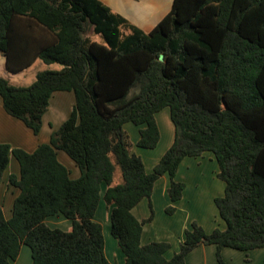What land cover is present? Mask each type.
Here are the masks:
<instances>
[{
  "label": "trees",
  "instance_id": "trees-1",
  "mask_svg": "<svg viewBox=\"0 0 264 264\" xmlns=\"http://www.w3.org/2000/svg\"><path fill=\"white\" fill-rule=\"evenodd\" d=\"M0 53L13 72L37 59L62 65L40 71L29 86L0 76L4 108L36 135L53 94L75 95L48 143L33 152L0 143V184L11 157L20 166L10 176L20 190L10 219L0 204V264H18L23 245L32 264H113L95 220L102 199L124 264H187L192 250L211 244L226 264L224 247H264V0H174L148 32L101 0H0ZM165 107L175 139L148 172L124 126L146 124L138 146L155 148L156 113ZM206 151L226 183L215 204L227 226L209 233L192 221L168 258L169 241L142 243L143 226L155 217V183L169 174L166 212L174 214L186 188L176 179L182 160ZM145 198L151 214L139 220L132 210ZM52 215L70 219L71 230L50 227Z\"/></svg>",
  "mask_w": 264,
  "mask_h": 264
},
{
  "label": "crops",
  "instance_id": "crops-1",
  "mask_svg": "<svg viewBox=\"0 0 264 264\" xmlns=\"http://www.w3.org/2000/svg\"><path fill=\"white\" fill-rule=\"evenodd\" d=\"M101 1L106 5L110 6L114 11L120 13L121 15L129 19L134 24L140 26L142 29H144L147 32L151 31L158 24V22L171 11L174 2V0H101ZM74 104H75V95L73 92L71 91L55 92L50 100L49 110L45 115V119H46V117L49 116L50 113H52L51 119L53 120L54 125L53 127H51L49 132H46L44 130L45 131V132L43 131L44 133L40 132L38 135H36L28 126H26V124L22 120L10 115L6 111L2 99L0 97V143H7L14 148H21L28 152L35 151L41 144L48 143L50 141L52 133L57 129H59L62 123L69 117ZM165 108H169V107H165ZM165 108L164 110L162 109L163 111L161 110L158 113H156V121L158 123L160 129V135H161L160 141L157 146L162 147L163 143L165 142L167 143V146L162 151L159 150V148L157 149L156 148L157 146L155 147L156 149L152 148L154 150L144 149L138 146V141L141 136L140 130L142 128H145L146 124L136 125L133 122H128L124 126L126 131L128 132L130 141L132 143V152L142 157L146 166V170L148 172L153 171L155 165L159 162V160L164 155V153L170 148V146L173 144L175 139V126L171 119L170 108H169L170 115H168L167 113L164 114L166 136L164 135L165 137H163V131L161 125V119L163 118V115L161 119L159 118V116L162 112L166 111ZM172 123L174 126V131L172 130L173 129ZM202 155L198 157H189V156L185 157L180 164L176 179L182 181V178L187 174L188 176H193L197 173L201 175L202 172L204 171L203 168L204 167L206 168V165H202L201 167H199V165L201 164L199 159H201ZM58 158L63 164H65L69 168L73 178H77L81 175L80 169L76 166L74 161L68 157L67 154H64L63 151H59ZM211 159L213 160L212 156H209L210 161H212ZM212 166L214 167V171L212 172L213 173L216 172L217 174L219 171V164L217 167L216 163L213 162ZM7 169L4 172L3 181L0 184V204L3 208L5 217L7 219H10L12 216V208H13L14 200L19 195L20 192V190L17 187H15L10 183V176L12 174H16V175L20 174V166L18 161L15 160L13 157H11ZM170 183H171V179L168 173L162 175L156 181L152 194V202L154 205L155 212L161 208L166 211V208L169 205L173 204L168 194V188L170 186ZM220 183L221 186L220 184H218V188H217V190L219 191L214 190L207 194V192L202 190L199 193L198 197H195V199L199 201L198 205H200L202 208H207V206L212 205V204L210 205L207 204L208 202L209 203L213 202L214 204L215 198L218 196H222L225 192L226 183L224 184H222V182ZM187 191L188 190L186 191L184 190L183 197L179 201L174 203V205L176 206L175 213L178 212L179 208L185 206L184 203L187 199L185 195L187 194ZM208 195H210V198ZM132 212L139 220L148 218L151 214L149 200L147 198L143 199L136 207L133 208ZM200 218H201L200 221H198L197 219H190V220H185L184 222H179L178 225L171 226L170 228H173L176 231L178 235L177 238H175L173 234L170 235V237H168L164 233L158 231L157 228H155L154 226L149 227V225L153 221L148 222L143 226L142 243L147 244L151 241L173 242L176 251H172L171 249L168 250V252L166 253V256L168 258H171L175 254V252L179 250L180 243L184 240L185 237V229L190 227L193 220H197L198 222H200L201 225H203V227L205 226L206 227L205 229L209 233L213 232L216 228H218V226L221 229H224L227 226L226 222L222 218L220 219L221 222L218 223L215 222L205 223L203 221L205 218L204 219L203 217ZM46 223L52 228H61L65 231H69L72 228V221L70 219L65 218L62 215H52L46 219ZM106 244L107 243L105 241V252L108 259L113 264H124L125 257L118 246L117 240L115 242H113L112 240L110 241V244L108 245ZM116 253L118 254L119 257L118 259L116 258L117 256ZM222 257L226 262V264H264V247L249 251H241L230 247H224L222 249ZM32 262H33V258H32L31 248L28 245H23L20 254L18 256L17 263L32 264ZM186 263L187 264H219L217 260V246L214 244L198 246L187 255Z\"/></svg>",
  "mask_w": 264,
  "mask_h": 264
},
{
  "label": "rangeland",
  "instance_id": "rangeland-1",
  "mask_svg": "<svg viewBox=\"0 0 264 264\" xmlns=\"http://www.w3.org/2000/svg\"><path fill=\"white\" fill-rule=\"evenodd\" d=\"M61 68H62V65L60 63L54 62L51 64H47L43 60L37 59L31 65H29L27 68H25L21 71L13 72L7 68L5 56L3 55V53H0V76L6 78L11 84L17 85V86H29V85H31L36 80V76L40 71H43L46 69L60 70ZM165 109H166V111L162 112L159 116V118L161 119L162 115H163V118L161 119L163 137L166 136V132H165L166 126H165V122H164L165 121L164 114L167 113L168 115H170L169 114V108H165ZM48 110H49V107H48ZM48 110H47V112H48ZM46 113L44 114V116L42 118V128L40 131L41 133L44 130L46 132H49L51 127H53V125H54L53 120L51 119L52 113H50V115L47 116L45 119ZM168 122H170V121H168ZM172 128H173L172 130L174 131L173 123H172ZM167 138H168V136H167ZM168 142H169V140H168ZM166 146H167V143L165 142V143H163L162 147L157 146L156 148L157 149L159 148V150L162 151ZM156 148H154V149H156ZM144 149H147V148H144ZM154 149H151V150H154ZM64 154H66V153L64 152ZM209 156H212V158H213V160L211 159L212 161L209 160ZM13 158L16 160L15 157H13ZM199 160L201 162L199 167H201L202 165H206V168L205 167L203 168L204 171L202 172V174L200 175L199 173H197L193 176H188V174H187L186 176H184L182 178V181H184V183L186 184L185 191L188 190L187 194L186 195L184 194L185 197L187 198L185 203H184L185 206L179 208L178 212L175 213L174 215L168 214L162 208L157 210L155 212L154 220L151 223L152 225L150 224L149 227L154 226L155 228H157L158 231L164 233L168 237H170V235L173 234V236L175 238H177L178 235H177L176 231L170 227L173 225L174 226L178 225L179 222H184L185 220H190V219H197L198 221H200V219H201L200 217H203V219L205 218L203 220L205 223L206 222H211V223L221 222L220 221L221 217L218 214L217 207H216L215 203L213 204V202H211V203L208 202L207 204H209V205L212 204V205L207 206V208H202L200 205H198L199 201L196 200L195 197H198L199 193L202 190L207 192V194L210 193L211 191L217 190L218 184H220V186H221L220 182H222V184H224L225 182L217 176L216 172L215 173L212 172V171H214V167L212 166L213 162H215L217 167H218V163L216 161V158H215L213 152L206 151L202 155L201 159H199ZM217 191H219V190H217ZM212 193H214V192H212ZM208 196L210 198V195H208ZM158 207H160V206H158ZM200 214H202V215H200ZM95 219H96V221L100 222L102 227H103L104 237H105V241L107 243L106 245L110 244V241H112V240H113V242H115L116 239L111 234L110 212L106 206L104 199H102L100 204H99ZM204 228H206V227L204 226ZM218 228H219V226H218ZM172 241H174V240H172ZM170 243L172 245V247H171L172 251H176L174 243L173 242H170ZM119 252H121V251H119ZM116 258L117 259L119 258L118 254H117Z\"/></svg>",
  "mask_w": 264,
  "mask_h": 264
}]
</instances>
